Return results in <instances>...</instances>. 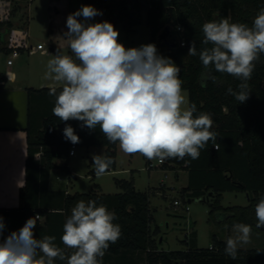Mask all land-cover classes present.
<instances>
[{
    "label": "clouds",
    "instance_id": "9594fccd",
    "mask_svg": "<svg viewBox=\"0 0 264 264\" xmlns=\"http://www.w3.org/2000/svg\"><path fill=\"white\" fill-rule=\"evenodd\" d=\"M103 15L91 5L69 14L64 38L72 55L57 50L48 61L47 76L62 86L55 87L53 114L62 122L64 139L73 145L80 137L68 121H79L81 129L100 131L111 143H119L125 154H141L148 160L169 158L198 159L200 150L215 141L213 120L208 113L197 112L190 104L180 79V67L169 57L158 53L153 43L125 47L119 42V31L108 21L91 23ZM82 17L83 20L78 19ZM205 47L199 52L204 69L201 87L215 77L211 69L229 74L241 81L239 91L229 88L239 103L250 96L248 81L255 62L264 54V8L259 10L249 27L228 19L203 24ZM191 41L188 54L196 56ZM74 154V153H73ZM97 176L108 170L113 160L93 155ZM256 228H264V197L255 206ZM38 216L29 218L19 231L4 237L5 224L0 216V264H54L58 258L66 264H102L110 244L121 236L116 215L95 201H79L63 225L62 244L70 255L54 241L55 236L37 239L33 229ZM235 237L226 240L225 254L237 258L238 246L250 241L251 226L233 225Z\"/></svg>",
    "mask_w": 264,
    "mask_h": 264
},
{
    "label": "trees",
    "instance_id": "16d2710c",
    "mask_svg": "<svg viewBox=\"0 0 264 264\" xmlns=\"http://www.w3.org/2000/svg\"><path fill=\"white\" fill-rule=\"evenodd\" d=\"M84 1L101 6L106 21L113 25L122 22L128 31L135 30V25L143 21L145 13L150 30L149 43L155 44L160 55L171 58L180 67L182 88L188 89L189 103L196 105L195 115L201 112L210 114L213 120L211 130L217 134L215 141H209L200 150L198 159L188 156L184 159L169 158L162 166L184 165L189 170V182L181 194L189 191L191 197L207 200L211 219L229 228L236 223L248 224L264 237V228H256L255 217V206L264 197V54L255 62V69L247 82L251 94L244 103H239L227 91L231 88L238 92L241 81L215 71L214 67L211 75L215 81L208 79L206 86L201 87V73L207 70L199 59V52L212 46L202 43L204 23L228 19L231 23H244L251 27L259 10L264 8V0ZM6 24V28L2 29L4 23L0 21L1 41H5L6 32L11 31L12 23L8 21ZM180 24L184 27L183 31L177 29ZM183 38L185 44L182 45L179 40ZM191 41L195 42L196 56L187 55ZM6 79V75L0 73V88ZM31 90L29 87V93ZM61 90L62 87L59 88ZM67 123L73 127V120ZM64 127L65 122L50 114L44 118L43 127L36 136L29 132L28 175L31 158L40 144L44 147L43 157H49V166L53 165L52 156L69 157V149L73 144L64 139ZM76 134L80 137L78 144L105 145V156L113 160L108 170L115 168L118 142H109L102 132ZM48 142H51V147L47 146ZM90 161V174L95 175L92 159ZM150 162L146 159V165ZM63 166L66 168L67 162ZM115 183L121 191L105 193L93 189L77 194L85 197L87 202L95 201L97 206L103 204L115 213L114 223L120 225L121 236L110 244L106 252L120 254L123 251H144L145 264H264V244L261 247H238L237 258L233 260L225 254L227 239L218 238L216 234L209 247H198L196 235L191 233L184 240L188 243L184 248H160L154 237L157 230L151 229L154 216L150 207V193L137 190L133 178L115 177ZM25 188L21 189L23 197ZM226 190L247 192L249 202L245 205H223L221 196ZM32 216L34 212L28 211L27 220Z\"/></svg>",
    "mask_w": 264,
    "mask_h": 264
},
{
    "label": "rangeland",
    "instance_id": "374dc122",
    "mask_svg": "<svg viewBox=\"0 0 264 264\" xmlns=\"http://www.w3.org/2000/svg\"><path fill=\"white\" fill-rule=\"evenodd\" d=\"M84 5H91L103 13L93 18L91 23L106 21L101 6L86 3L84 0H0V21L4 23L2 29L6 28L8 21L12 23L11 31L5 34V41L0 40V73L11 75L15 69L18 70L19 78L27 76L36 85L41 84L40 82H55L51 78L48 79V61L57 50L72 55L64 38V33L68 31L66 19L69 14ZM78 19L83 20L82 17ZM114 27L119 31V42L125 47H139L150 42V30L145 13L143 21L135 25L134 31H128L122 22ZM50 28H52L51 33ZM8 59L14 61V64L9 65ZM28 60H30L29 64H27ZM55 84L60 85L57 82ZM183 90L189 100L188 89L183 88ZM75 151H77L76 161L80 166L78 169L80 187L89 190L94 187V182H102L103 191L116 192L120 191V187L116 185L115 177L133 178L137 189L150 193V207L154 216L151 229L157 230L154 237L160 248H184L188 245L184 240L190 237L191 233H195L198 247H209L213 242L214 234L221 239L237 235L233 226L229 228L218 220L210 218V206L207 200L191 197L188 194L181 195L180 189L186 183L187 173L178 166L165 168L159 165L158 159H154L151 161L156 166L147 168L144 156L139 153L125 154L118 143L115 167L121 172L105 173L95 178L93 182L90 176L87 177L85 163L89 162L88 156L91 154L104 155L105 147L95 146L91 148L89 155L82 145H76ZM127 167L130 169L125 172L124 168ZM177 171L180 173L179 177ZM174 199H180L181 203L175 205ZM221 202L223 205H245L249 200L245 191L226 190L222 193ZM186 205L189 206L188 210ZM251 229L250 241L238 247L263 246L264 237L252 227Z\"/></svg>",
    "mask_w": 264,
    "mask_h": 264
},
{
    "label": "crops",
    "instance_id": "0c3cea01",
    "mask_svg": "<svg viewBox=\"0 0 264 264\" xmlns=\"http://www.w3.org/2000/svg\"><path fill=\"white\" fill-rule=\"evenodd\" d=\"M49 32H52V28ZM29 63L30 60L27 61V64ZM8 64L13 65L14 61ZM28 69L30 70V67ZM6 77L4 86L0 88V216L3 217L5 224L4 237L13 231H19L27 221L28 211H33L34 216L32 217L38 216L37 225L33 229L35 237L39 239L44 235L55 236L54 242L64 250L66 255H70L72 250L65 248L60 239L63 234V225L71 215L72 208L79 201L83 200L87 203V199L77 195L78 193H87L93 189L98 192L106 191H103L104 184L102 182H94L98 176L90 174L92 167L90 160L95 154L89 155L91 148L104 146L106 151V146L77 144L84 146L85 152L89 155V162L85 163V169L87 177L90 176L94 182V187L89 190L78 185L80 166L76 161L77 151L70 154V149L68 158L52 156L53 165L49 166V157H43L44 147L43 144H40L31 158L30 174L28 175V134L30 132L32 136H36L43 127L44 118L53 114L55 96L49 93L53 87L59 93V88L62 86H57L53 81L40 82L41 84L36 85L27 76L19 78L18 70L15 69L11 75H6ZM43 78L41 77V79ZM48 79L50 80L49 77ZM29 87L32 88L30 93ZM80 123L73 120V128L78 134H86L89 131L101 132L99 126L95 130L81 129ZM47 144L48 147L52 145L51 142ZM66 162L67 167L65 168L63 164ZM178 167L187 173L186 183L180 189L182 191L188 185L189 170L184 165ZM129 169V167L124 168V171L128 172ZM120 172L121 170L115 167L105 173ZM179 175L180 173L177 171V177ZM25 186L23 197L21 189ZM185 194L189 195V191H186ZM108 210L112 211L109 208ZM145 257L146 253L140 250L123 251L120 254L105 252L103 264H145ZM54 264H66V260L61 261L57 258Z\"/></svg>",
    "mask_w": 264,
    "mask_h": 264
},
{
    "label": "built area",
    "instance_id": "2783aa9c",
    "mask_svg": "<svg viewBox=\"0 0 264 264\" xmlns=\"http://www.w3.org/2000/svg\"><path fill=\"white\" fill-rule=\"evenodd\" d=\"M177 29H178L179 31H183V30H184V27L180 24V25L177 26ZM179 42H180V44H182V45L185 44V40H184V38H183V39H180ZM8 63H12V60H11V59H8ZM75 146H76V145H72V146H71V148H70V154L75 153ZM215 147L217 148L218 145L215 144ZM166 162H167V159H165V160H163V161L158 160V163H159V165H161V166H162V164H164V163H166ZM154 166H156V165L151 161V162L147 165V168H152V167H154ZM173 203H174L175 205H179V204L181 203V201H180V199H174V200H173ZM188 209H189V206L186 205V210H188ZM211 247H212V246H211Z\"/></svg>",
    "mask_w": 264,
    "mask_h": 264
}]
</instances>
